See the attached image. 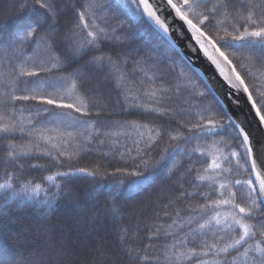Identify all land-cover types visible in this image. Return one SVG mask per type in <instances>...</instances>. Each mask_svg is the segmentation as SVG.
Masks as SVG:
<instances>
[{"label":"snow or ice","instance_id":"obj_1","mask_svg":"<svg viewBox=\"0 0 264 264\" xmlns=\"http://www.w3.org/2000/svg\"><path fill=\"white\" fill-rule=\"evenodd\" d=\"M20 7L28 13L22 28L0 23V141H6L0 143V224L14 211L54 213L67 204L93 223L111 216L116 226V250L97 247L94 258L79 264H264V99L258 105L234 63L264 69V0H31ZM161 7L187 26L222 78L219 88L202 84L207 77L185 63L174 29L158 15ZM69 14L71 21L60 23ZM141 27L156 33L164 52L149 50L142 33L135 48L115 51L137 39ZM101 72L117 92L115 105L92 84ZM245 103L258 120L242 110ZM132 113L153 121L110 118ZM17 134L27 141L17 143ZM95 150L102 159L118 155L126 166L111 173L99 162L60 170ZM26 159L48 163L25 165ZM177 173L166 203L149 200L137 208L132 201L128 212L117 203ZM117 175L114 185L102 184ZM88 178L94 188L81 205L72 185ZM39 192L37 203L32 194ZM138 211L150 212L151 222ZM56 252L50 243L23 262L0 252V264H76L63 244Z\"/></svg>","mask_w":264,"mask_h":264},{"label":"trees","instance_id":"obj_2","mask_svg":"<svg viewBox=\"0 0 264 264\" xmlns=\"http://www.w3.org/2000/svg\"><path fill=\"white\" fill-rule=\"evenodd\" d=\"M31 0H0V23H4L13 28H22L24 22L27 20V9L21 8V4H29ZM201 11V9H197ZM122 18V17H121ZM221 17H217L220 19ZM71 21L70 14L68 16H63L60 19V23H66ZM195 22V20H194ZM71 26V23H69ZM227 25H222L225 27ZM211 28V25H209ZM136 31V29H132ZM231 30V29H229ZM212 31L216 35H223V31L216 32L215 28H212ZM140 33L147 38L150 43L148 45L149 50H152L153 46L159 48V52L165 51L164 44L158 39L155 32H153L148 27H141L138 33V38L132 40L128 44L124 45L123 48L116 47V52H127L129 49L135 48L137 44L141 42ZM106 46L105 50H108ZM221 50H225L222 48ZM234 49L228 48L226 54L229 55V58L232 59L231 53ZM170 60H176L177 57L174 54L169 53ZM170 60H166L165 64L162 67L167 68L169 66ZM178 62V61H177ZM244 62L243 60L236 61L234 63L237 66V71L245 78L246 83L249 85L250 91H252L254 98L257 99L258 105L259 100L264 99L259 95L260 92H264V76H261L260 73L264 69H260V66L257 64L254 67H239V64ZM179 63V62H178ZM187 64V62L185 61ZM131 65H129V70ZM249 73H255V75H249ZM174 73L168 77L169 81H172L174 78ZM202 77V76H201ZM193 79H196L193 76ZM201 83H206L204 79H201ZM93 85H99L101 91H103L110 102L115 105L117 100V92L113 87V84L110 82L104 81V73L101 72L98 76L92 81ZM187 93H182V97L186 96ZM17 108L20 107H29L27 104H17ZM111 119H120V120H137L140 123H149L153 121L152 117H144L138 113L132 114H118L110 117ZM155 123H161V120H155ZM129 132H132L135 136V132L132 129H128ZM17 143H24L27 141V137L21 138L19 134L16 136ZM6 141H0V143H5ZM121 143L130 144L131 140L121 139ZM125 149L121 148L118 151H124ZM103 151H108V148L105 146ZM4 154V150L0 149V157ZM134 154V153H133ZM103 152L101 150H95L88 155L82 156L78 160L66 161L64 168L60 170H66L69 166L72 167H87L92 168L99 163H107L110 165L109 173H111L115 167L126 166L124 161L119 159L118 155L110 154L108 157L102 159ZM158 156L159 153H156ZM25 165L33 163H48L46 159H26L23 161ZM207 163V161H205ZM186 166V165H185ZM57 169L53 168L52 171ZM183 171V169H180ZM235 171V169H234ZM3 169H0V174H2ZM41 174L47 175V172L41 173L40 170H30L28 175L39 176ZM179 173L171 178H168L164 175H161L154 184L147 189L145 192L141 193L138 197H133L132 200H123L120 199L117 201L118 204L124 206V211L128 212L129 208L132 206V201L136 202L137 208L142 204L151 201H159L161 205L166 203L165 197H169L173 194L171 189L176 183ZM247 173H243L237 178H246ZM121 177L119 175L115 177L105 178L102 181L103 185L112 186L115 182L119 181ZM72 188L80 196L81 205H86L88 203L87 197L88 194L92 192L94 184L91 178L77 180ZM105 197L108 196L107 191L104 193ZM39 202L38 200H33ZM203 202V201H201ZM101 205L104 204V200L100 201ZM137 215L141 217V220L144 222L150 221V212L140 213L137 212ZM133 224L135 220L131 221ZM115 224L112 222L111 216L108 217L107 222H105L103 217H99L96 220V223H93L91 218H86L83 213H78L73 207L67 204H62L55 212H48L44 214L38 213L35 209H25L23 211H14L12 216L8 218L3 224H0V252L5 253L8 256H11L15 259L20 260L21 262L28 260L29 254L35 250H43L47 244L55 243L57 246V252L52 255L55 257L59 253L60 245L63 244L64 247L68 248L74 253L70 259L76 264H79L80 261L86 259L94 258L92 253L99 247L108 250H116L117 246V232L115 231ZM143 235V234H142ZM111 255V253H109Z\"/></svg>","mask_w":264,"mask_h":264},{"label":"water","instance_id":"obj_3","mask_svg":"<svg viewBox=\"0 0 264 264\" xmlns=\"http://www.w3.org/2000/svg\"><path fill=\"white\" fill-rule=\"evenodd\" d=\"M166 3V0H165ZM158 15L167 18V22L172 26L174 31L170 35L179 42V46L183 48L184 53L187 55L186 62H191V67L201 70V76L207 77L204 79L206 83H211L215 87H220V81L222 80L219 77L218 71L215 69V66L211 64L210 61L203 55L202 51H197L199 45L191 39V32L187 29V26L181 21L178 17H175L174 11L167 7H161L158 9ZM188 45V47H185ZM242 101H246V94L241 97ZM250 104H243L242 110L245 113H249ZM244 117L241 116V119ZM258 120V117H255V110L252 109L249 113V119Z\"/></svg>","mask_w":264,"mask_h":264},{"label":"rangeland","instance_id":"obj_4","mask_svg":"<svg viewBox=\"0 0 264 264\" xmlns=\"http://www.w3.org/2000/svg\"><path fill=\"white\" fill-rule=\"evenodd\" d=\"M32 198H33V200H38V201L42 200L43 199V192L33 193Z\"/></svg>","mask_w":264,"mask_h":264}]
</instances>
